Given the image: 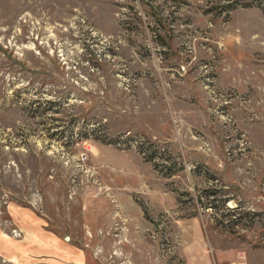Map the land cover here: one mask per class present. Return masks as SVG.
<instances>
[{"label":"rangeland","instance_id":"rangeland-1","mask_svg":"<svg viewBox=\"0 0 264 264\" xmlns=\"http://www.w3.org/2000/svg\"><path fill=\"white\" fill-rule=\"evenodd\" d=\"M242 261L264 0H0V264Z\"/></svg>","mask_w":264,"mask_h":264},{"label":"trees","instance_id":"trees-1","mask_svg":"<svg viewBox=\"0 0 264 264\" xmlns=\"http://www.w3.org/2000/svg\"><path fill=\"white\" fill-rule=\"evenodd\" d=\"M142 146V145H141ZM141 146H140V148H141ZM144 148V147H143ZM145 159H147V160H153V157H152V154L151 155H147V157H145ZM156 168V167H155ZM233 214H235V213H233Z\"/></svg>","mask_w":264,"mask_h":264},{"label":"built area","instance_id":"built-area-1","mask_svg":"<svg viewBox=\"0 0 264 264\" xmlns=\"http://www.w3.org/2000/svg\"><path fill=\"white\" fill-rule=\"evenodd\" d=\"M238 264H247L245 261L239 262Z\"/></svg>","mask_w":264,"mask_h":264},{"label":"crops","instance_id":"crops-1","mask_svg":"<svg viewBox=\"0 0 264 264\" xmlns=\"http://www.w3.org/2000/svg\"><path fill=\"white\" fill-rule=\"evenodd\" d=\"M263 264V263H262Z\"/></svg>","mask_w":264,"mask_h":264}]
</instances>
